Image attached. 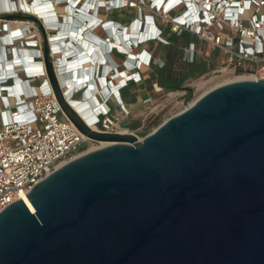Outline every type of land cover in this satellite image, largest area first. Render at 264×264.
Wrapping results in <instances>:
<instances>
[{"label":"water","instance_id":"95a60500","mask_svg":"<svg viewBox=\"0 0 264 264\" xmlns=\"http://www.w3.org/2000/svg\"><path fill=\"white\" fill-rule=\"evenodd\" d=\"M44 65L68 119L109 144L0 212V264H264V78L216 86L139 139L91 129L46 46Z\"/></svg>","mask_w":264,"mask_h":264},{"label":"built area","instance_id":"2783aa9c","mask_svg":"<svg viewBox=\"0 0 264 264\" xmlns=\"http://www.w3.org/2000/svg\"><path fill=\"white\" fill-rule=\"evenodd\" d=\"M24 1L0 0V37L3 41L0 53L3 49L9 50L6 59L13 60L14 66L20 64L21 58L26 55L20 56L16 52L20 47L34 50L37 47L36 41L31 39V27L26 19L39 20V13L30 6L25 7ZM27 1L31 4V0ZM106 2H109L106 9L109 6L119 8L125 4L126 7H135L138 4L137 0H117L115 5ZM163 2L160 10V7L156 9L153 0H148L153 10L176 12L171 16V24L176 30L195 36L199 49L209 44L212 50H216L221 56V71L264 78V0ZM145 17L143 21L146 23L154 21L153 14ZM154 39L165 41L161 29L159 34L148 36V40ZM52 44L51 51L58 49ZM14 68L18 72L20 66ZM53 75L65 100L71 105L69 101L74 93L77 94V89H67L61 81V74ZM136 76L140 78L139 74ZM131 79L129 77L127 82ZM34 80L38 81L36 85L31 83ZM16 82L29 83V90L13 93L9 88ZM102 94L99 105L95 103L93 107L96 113L85 123L100 132H120L115 128L117 117L108 104L110 96ZM102 105L106 109L100 108ZM122 109L125 110L124 107ZM92 141L62 111L47 74H23L22 77L19 74H0V212L21 199L22 194H27L61 164L87 152L84 148Z\"/></svg>","mask_w":264,"mask_h":264},{"label":"rangeland","instance_id":"374dc122","mask_svg":"<svg viewBox=\"0 0 264 264\" xmlns=\"http://www.w3.org/2000/svg\"><path fill=\"white\" fill-rule=\"evenodd\" d=\"M137 1L139 5L137 4L135 7H126L125 4L119 8L109 6L110 9H101L94 13V16L100 18L102 21H116L120 25H124L126 28L123 30L127 33L128 29L135 25V19L143 22L146 15L153 14L154 22L161 29L165 41L159 39L147 40L140 44L138 48H130L128 41L126 43L123 42L128 47V50L133 51L135 54L139 49H144L151 55L150 64L148 66H140L139 79L135 73L136 69L134 71L132 70V74H129L131 72L129 68L132 65L128 64V53L115 55L113 52L107 53L108 51H105V54L102 55L109 56L105 61L107 62L105 66L108 74L102 76L101 79L96 77L93 81L97 80L100 86V80L106 81L107 85H113L120 75L123 78H127V80L129 77L134 79L128 82L126 81L125 86L119 90L120 98L116 96V99H113L109 95L111 92H108L107 94L110 96L108 104L111 107L112 114L117 117L115 128L120 131L132 133L140 139L149 134L164 120L191 105L206 91L234 80L238 76L247 75L221 71V56L216 50H212L209 44L199 49L198 40L195 36L184 30H176L173 27L170 19L176 12L163 13L162 11L151 9L148 0ZM34 4L35 0L30 4L32 9H34ZM65 6V0H56L53 2L56 18L59 21H64L65 15H68ZM26 20H28L31 27V39L36 41L37 47H35L36 50L20 47L16 52L20 56L28 53L38 55L41 60L43 74H46L44 65V48L46 46L49 53V66L52 74H61L62 78L69 77L70 74L65 72L66 67L63 68L64 51H61L63 48L52 51L50 48L51 43H56L59 40H52V38H55V35L58 33L66 32L64 29L68 27L67 24L60 23L59 28H57L58 25H49L43 19H37L35 21L29 18ZM141 25L139 27L142 28ZM146 25L144 29L153 31L151 28H146ZM116 26L120 27L119 24H116ZM57 29H59L58 32ZM88 31L103 39L107 38L108 41L112 40L111 36L106 34L101 26H97L96 29L89 28ZM131 31L133 30L131 29ZM65 35L62 36L64 37ZM90 39L95 41L92 38ZM1 40L2 38L0 37V43L3 42ZM98 44L100 46V43ZM74 45L77 47L81 46L80 44L76 45L75 41ZM74 45L71 44V50L66 51V58L76 54L77 48ZM58 50L59 52L55 53ZM2 53L5 58L10 54L9 50L6 49H3ZM104 60L102 59L101 62H104ZM95 67L96 65H94ZM112 68L120 70L124 68L125 72L121 70L120 72L123 74H120L118 71L119 73L115 74L114 78L111 77ZM150 70L161 77L162 83L159 80L157 81L155 76H148ZM18 73L22 77L23 74L20 70H18ZM124 82L121 84H124ZM31 83L36 85L38 81L34 80ZM28 84L27 82L23 83L25 90L29 89ZM80 94L81 91L78 90L75 95L76 98H79ZM97 94L99 99L103 97L101 92H97ZM121 100H123V103H121ZM101 146V143L92 141L86 145L84 150L89 151V149L92 150Z\"/></svg>","mask_w":264,"mask_h":264},{"label":"bare ground","instance_id":"6f19581e","mask_svg":"<svg viewBox=\"0 0 264 264\" xmlns=\"http://www.w3.org/2000/svg\"><path fill=\"white\" fill-rule=\"evenodd\" d=\"M153 2H154V4H155V6H156V9L157 8H159L160 7V10H161V8H163V4H164V2L162 3V0H153ZM23 4H24V6L25 7H29L30 6V4L28 3V1L27 0H25L24 2H23ZM31 8H32V6H31ZM34 9L35 10H37V12H39V13H42V15H44V16H46V14H45V12L44 11H46V8H45V6L43 5V3L41 2V1H39V0H35V4H34ZM47 20H53V18H47ZM142 26V28L141 27H137V25H133L132 26V28H133V31H132V33H131V29H130V31L129 32H127V33H125V34H127V35H125L124 34V38L125 39H127V38H130L131 36H134V37H137L138 39H139V41H143V40H145V38H147L146 36L147 35H143L142 34V32L143 33H145L144 32V30H143V27L145 26V23L144 24H142L141 25ZM151 29H153V27H150ZM149 28V29H150ZM96 29V28H95ZM128 29V28H127ZM127 31V30H126ZM64 33H58V34H56L55 35V38L56 37H59V38H57V39H59V40H61V38H63V35ZM140 36V37H138V36ZM75 36H76V34H75ZM142 36H143V38H142ZM55 38H52V40H55ZM119 40H118V43H116L115 45L117 46V48L119 49V52H121V53H129V57L131 58V59H134V58H138V56H135L134 57V55L131 53V52H128V47H126V45H124L123 44V42H120V41H123L124 39H122V37L121 38H118ZM66 40H68V38H66ZM66 40H64V38L62 39V41H63V43L66 41ZM86 42L87 41H85L84 42V44H83V47L85 48V51H84V53H89V54H92V51H95V50H98V52H100V49H97V47H94V46H92V48L90 47V51H89V48H87V44H86ZM72 44L74 45V43L72 42ZM64 45H65V43H64ZM114 44H110V46H113ZM91 46V45H90ZM100 48V47H99ZM59 52V50L57 51V52H55V53H58ZM88 54V55H89ZM64 66H63V68H67L68 67V64H69V62H71V60L73 59V58H77L78 57V55H76V54H74L73 56H69V61L67 60V56H66V53L64 52ZM93 56H95V57H98L99 58V60H101V58H102V56L101 55H99L98 53H93L92 54ZM108 56V55H107ZM26 57H28V56H25V58ZM109 57V56H108ZM141 57H143V55H141ZM140 56H139V58H141ZM75 60V59H74ZM91 60V61H90ZM151 60V59H150ZM92 64H97L96 63V61H95V59L93 60L92 58H90V57H88V58H82V59H80L79 61H74L73 63H71V68H69L70 70H72L73 69V71L72 72H69L70 70H67V69H65L66 71V73H69V74H73L75 71L76 72H79L80 70L81 71H83V69H84V67L85 68H87V74L88 75H86V77L82 74V75H79V76H77V74H75L74 76H72V78H71V76H69V77H67V78H62V82L65 84V85H67V89H72V90H74V88H77V91L79 90V91H81V94H80V97L79 98H76V96H75V93L73 94V96H72V98L70 99V101L69 102H71V105H72V108L73 109H75L76 110V112L83 118V120L84 121H86V120H88V119H91V118H93V116H94V114L96 113V109H94L93 107L94 106H96V105H94L95 103L96 104H98L99 105V102H100V100H99V98H98V94H97V92H101V93H107L108 91H109V89H112V91L114 92V94H116V91H118L116 88H113L114 87V85H116L115 83L113 84V85H107L106 84V82L104 81V80H102V82H101V80H100V83H101V85L99 86V83H98V81L97 80H94L95 82L94 83H92L93 82V80H91L90 79V75H89V73H90V69H92L91 67V65ZM12 66H13V64H12ZM18 66H20V64H18V65H16V66H13V67H18ZM30 69H31V67H30ZM18 70H20V71H22V69H18ZM123 72H125V70H124V68L123 69H121ZM120 69H117V71H121ZM89 71V72H88ZM118 72V73H119ZM120 74H123V73H121L120 72ZM84 76V77H83ZM67 79V80H66ZM125 79V78H124ZM246 79H255V80H257V79H259V78H256V77H253V76H238L237 78H235L234 80H231V81H228V82H233V81H239V80H246ZM21 81V80H20ZM104 81V82H103ZM228 82H226V83H228ZM95 85V88H94V85ZM119 84V83H118ZM223 84H225V83H223ZM222 85V84H221ZM87 87V86H90V87H92V88H94V90H93V92H89L88 91V87H87V90L83 93V90H84V87ZM219 86V85H218ZM108 87H110L109 89H108ZM13 93H18L19 91H28V90H25L24 89V87H23V84H22V82H16L15 83V85L12 87H10L9 88ZM107 90V91H106ZM93 94V95H92ZM94 94H97V97H94ZM82 96H85L84 98H82ZM111 96H112V98H113V93H111ZM114 99V98H113ZM83 105H86L88 108H89V110L88 111H90V113H88V111L87 110H85V107H84V109L83 108H79V106H83ZM100 108H103V109H106V106L105 105H102ZM93 129H95V128H93ZM120 133H129V132H120ZM141 139V138H140ZM99 143H101L102 144V146H105L106 144H109V143H107V142H99ZM76 158V157H75ZM74 159V158H73ZM68 162V161H67ZM66 163V162H65ZM64 164V163H63ZM62 165V164H61ZM60 165V166H61ZM26 194H22L21 195V199L25 196Z\"/></svg>","mask_w":264,"mask_h":264},{"label":"crops","instance_id":"0c3cea01","mask_svg":"<svg viewBox=\"0 0 264 264\" xmlns=\"http://www.w3.org/2000/svg\"><path fill=\"white\" fill-rule=\"evenodd\" d=\"M147 28V27H146ZM130 29L131 28H129L128 29V31L127 32H129L130 31ZM132 30H133V28H132ZM143 30H144V32L145 33H143L142 32V34L143 35H148V33L149 32H151L150 30H146V29H144L143 28ZM131 33H132V31H131ZM138 36V35H137ZM7 37H9V35H7ZM138 37H140V36H138ZM57 38H59V37H56L55 39H57ZM142 38H143V36H142ZM147 39V38H146ZM112 41V40H111ZM86 44H87V48H89V46L91 45V46H95L93 43H91V41L89 42V41H87L86 42ZM100 46H101V44H100ZM99 45H98V47H97V49H100L99 47H100ZM85 51V50H84ZM89 51H90V48H89ZM128 52H131L133 55H134V57L136 56V54L133 52V51H131V50H128ZM89 53L87 52V53H85V55L84 56H79L78 58H74L73 60H71V62H69V64H68V67L66 68L67 70H70L69 68H71V63H73L74 61L76 62V61H79L80 59H82V58H88V57H90V58H92V56H91V54H89ZM79 55V54H78ZM145 55V54H144ZM102 56V58H101V60L102 59H105L104 61H106V59L108 58V56H106V55H101ZM146 56V55H145ZM131 57V56H130ZM147 58V57H146ZM69 59V57L67 58V60ZM91 61V60H90ZM105 64H107V62H104ZM94 65H97V64H92L91 66H92V68L94 67ZM84 70H87V68H85L84 67V69H83V71H81L80 73L81 74H78L79 72H74L73 73V76L75 75V74H77V76H79V75H84L85 76V74H87L86 72H84ZM91 70V69H90ZM73 71V69L72 70H70L69 72H72ZM89 72V71H88ZM89 74H91V73H89ZM128 75V74H127ZM83 76V77H84ZM67 80V79H66ZM121 81V82H120ZM124 81H127V78H123V76L122 75H120L119 77H118V80L117 81H115V84L116 83H119L120 82V84H119V86L121 85V83L122 82H124ZM102 82V81H101ZM106 82V81H105ZM94 85V84H93ZM88 87V91L91 93V92H93V90H94V88H95V85H94V88H92V87H90V86H87ZM110 87H108V89H109ZM110 90V89H109ZM107 91V90H106ZM108 93V92H107ZM93 95V94H92ZM115 95L117 96V97H119L120 98V92H119V90L118 91H116V94H113V98L114 99H116V97H115ZM94 97H97V94H94ZM121 103H123V100H121ZM83 108L84 109V107H85V110H89V108L86 106V105H83V106H79V108ZM88 113H90V111H88ZM120 132H126V131H120Z\"/></svg>","mask_w":264,"mask_h":264},{"label":"trees","instance_id":"16d2710c","mask_svg":"<svg viewBox=\"0 0 264 264\" xmlns=\"http://www.w3.org/2000/svg\"><path fill=\"white\" fill-rule=\"evenodd\" d=\"M18 17H27V16H21V15H19ZM146 27H148L147 25H146ZM143 28H145V26L143 27ZM152 32V31H151ZM176 35V34H175ZM113 53L115 54V55H120L119 53H117L115 50H113ZM149 75H151V76H155L156 77V80L158 81L159 80V82L160 83H162V80H161V77L158 75V74H155V73H153V71L152 70H150L149 71V73H148V76ZM123 90V89H122Z\"/></svg>","mask_w":264,"mask_h":264},{"label":"clouds","instance_id":"9594fccd","mask_svg":"<svg viewBox=\"0 0 264 264\" xmlns=\"http://www.w3.org/2000/svg\"><path fill=\"white\" fill-rule=\"evenodd\" d=\"M35 57H37V58H39V56L38 55H35ZM123 84H121L120 86H119V89H121V86H122Z\"/></svg>","mask_w":264,"mask_h":264}]
</instances>
